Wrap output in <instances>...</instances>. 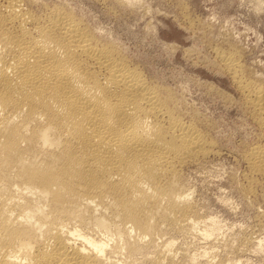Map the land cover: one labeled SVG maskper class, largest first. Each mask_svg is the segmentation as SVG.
I'll return each mask as SVG.
<instances>
[{"label": "bare ground", "instance_id": "obj_1", "mask_svg": "<svg viewBox=\"0 0 264 264\" xmlns=\"http://www.w3.org/2000/svg\"><path fill=\"white\" fill-rule=\"evenodd\" d=\"M32 3L0 0V264H178L177 237L218 231L192 205L182 171L214 142L196 119L183 121L168 86L72 10ZM224 52L217 58L263 129L262 76ZM243 155L245 196L264 177V139Z\"/></svg>", "mask_w": 264, "mask_h": 264}, {"label": "rangeland", "instance_id": "obj_2", "mask_svg": "<svg viewBox=\"0 0 264 264\" xmlns=\"http://www.w3.org/2000/svg\"><path fill=\"white\" fill-rule=\"evenodd\" d=\"M31 1L34 11L72 10L148 79L168 86L180 101L183 121L196 119L198 129L214 142L215 153L182 171L192 205L202 218L213 220L218 231L208 241L195 235L177 237V263L188 264L178 253L183 246L200 264H232L236 259L240 264H264V177L251 193H242L247 174L243 154L262 143L264 128L217 58L223 51H239L249 77L259 80L261 75L259 83H264V0Z\"/></svg>", "mask_w": 264, "mask_h": 264}]
</instances>
